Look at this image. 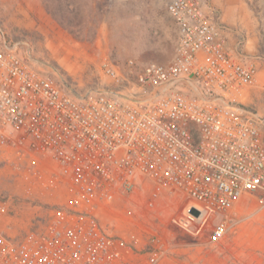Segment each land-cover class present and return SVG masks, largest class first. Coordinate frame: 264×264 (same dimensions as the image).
<instances>
[{
    "label": "built area",
    "instance_id": "2783aa9c",
    "mask_svg": "<svg viewBox=\"0 0 264 264\" xmlns=\"http://www.w3.org/2000/svg\"><path fill=\"white\" fill-rule=\"evenodd\" d=\"M205 4L168 0L175 57L140 68L129 60L136 72L125 95L107 61L100 69L117 89L76 96L0 43V150L26 193L52 206L15 233L12 202L0 196V264H159L166 250L155 238L139 248L141 234L122 237L102 224L141 185L153 199L184 202L171 221L193 236L244 193L264 195L262 120L240 103L256 68L228 52ZM211 232L221 236L224 223Z\"/></svg>",
    "mask_w": 264,
    "mask_h": 264
},
{
    "label": "rangeland",
    "instance_id": "374dc122",
    "mask_svg": "<svg viewBox=\"0 0 264 264\" xmlns=\"http://www.w3.org/2000/svg\"><path fill=\"white\" fill-rule=\"evenodd\" d=\"M168 0H0V43L13 46L67 93L83 96L89 90L116 88L100 66L109 62L125 80L128 94L137 68L149 62L168 63L174 55L177 27L167 13ZM214 20L223 26L230 49L256 68V82L240 96L242 107L262 120L264 133V0H206ZM6 155L0 150V196L9 198L15 212V233L24 231L34 212L48 213L37 191L22 188ZM51 202H61L60 200ZM184 202L172 196L151 198L147 184L117 202L106 218L109 233L150 238L166 250L159 264H264V195L246 192L229 211L217 215L199 235L172 223ZM129 210L131 218L124 213ZM224 223L214 237L212 226Z\"/></svg>",
    "mask_w": 264,
    "mask_h": 264
},
{
    "label": "crops",
    "instance_id": "0c3cea01",
    "mask_svg": "<svg viewBox=\"0 0 264 264\" xmlns=\"http://www.w3.org/2000/svg\"><path fill=\"white\" fill-rule=\"evenodd\" d=\"M205 12L211 17V18H213V14H212V12L211 11H209V8L207 7V3L205 4ZM214 19V18H213ZM176 26V25H175ZM177 32H178V29H177ZM178 34V33H177ZM178 38H179V35L177 36V41H176V45H175V49H174V55H173V57H170V58H168L167 60H173L174 59V57H175V53H176V48H177V44H178ZM226 42V41H225ZM226 49L228 50V52L231 54V55H233L234 57H242V58H244V56L243 55H240V54H238V53H235V52H233L231 49H230V47L228 46V44L226 43ZM246 61H248L246 58H244ZM169 61V62H170ZM248 62H250V61H248ZM14 228V227H13ZM13 231H14V229H13Z\"/></svg>",
    "mask_w": 264,
    "mask_h": 264
}]
</instances>
